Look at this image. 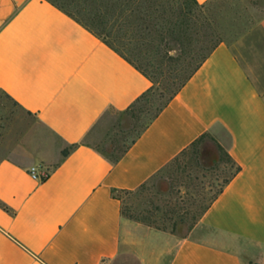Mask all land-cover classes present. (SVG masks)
<instances>
[{"label": "crops", "instance_id": "0c3cea01", "mask_svg": "<svg viewBox=\"0 0 264 264\" xmlns=\"http://www.w3.org/2000/svg\"><path fill=\"white\" fill-rule=\"evenodd\" d=\"M151 85L50 0H0V92L57 137L35 158L0 157V264H264V16L219 43L112 160L88 137ZM205 132L241 169L187 233L123 213L120 191Z\"/></svg>", "mask_w": 264, "mask_h": 264}, {"label": "rangeland", "instance_id": "374dc122", "mask_svg": "<svg viewBox=\"0 0 264 264\" xmlns=\"http://www.w3.org/2000/svg\"><path fill=\"white\" fill-rule=\"evenodd\" d=\"M168 1L172 2L161 0L162 3ZM59 2L79 16H86L83 0ZM192 9L187 29L194 39L182 46L171 38L161 42L155 32L148 39L125 36L115 19L107 22L108 29L112 28L110 40L156 82L148 98L125 110L109 109L95 125L88 140L106 154L119 153L148 122L167 99L169 87L175 88L178 84L177 75L194 63L193 55L187 53L204 46L206 34L215 33L222 41H234L264 16V0H208ZM56 141L55 133L34 113L0 92V157L35 158L41 153L52 152ZM232 170V162L221 153L212 134H206L143 185L131 191H120L123 208L126 213L185 234L195 223L193 215L209 203Z\"/></svg>", "mask_w": 264, "mask_h": 264}, {"label": "trees", "instance_id": "16d2710c", "mask_svg": "<svg viewBox=\"0 0 264 264\" xmlns=\"http://www.w3.org/2000/svg\"><path fill=\"white\" fill-rule=\"evenodd\" d=\"M50 1L65 9L67 12H69L71 15H73L75 18H77L95 33L102 36L111 46L121 51V53H123L131 61L133 60L126 53H124L112 40H110V36H112V28L108 29V25H106L109 20L115 19V24L118 25L120 30H123L125 32V36H133V38L135 36H140L143 39H148V37L153 35V33L155 32L161 42L165 43L167 41V38H171L172 40H175L180 43V45L182 46L184 42L189 43L192 42L194 39H192V37L188 34L187 29L190 26V19L192 18L190 17L193 13L192 7L196 5H202L206 2H200L199 0H172V2L168 1L167 3H162L161 0H83V11H85L86 16L82 17L74 13L73 11L67 9L64 4L59 2V0ZM168 10L170 11L168 15H164L168 12ZM196 40L197 39H195V41ZM221 42L222 39L217 34L208 33L206 34L204 46H202L198 50L190 51L189 53H187L188 56L193 55L192 57L195 58L194 63L192 65H189L187 69H184L185 71H183V73L177 75V77H179L178 84L175 88L169 87L167 91V99L160 106L157 107L156 111L153 113L148 122L157 114H159V112L177 94V92L183 87V85L188 81V79L196 72V70L201 66L205 59ZM185 52L186 51L184 50L182 51L183 54H185ZM137 66L151 79L152 85L135 102L143 98H148L155 86L154 82H156V79H154L152 75L146 72L139 65ZM180 68H183L182 65H180ZM7 95L10 97L9 94ZM206 134H209V132L203 133L201 136L195 139L193 143L197 142ZM212 137L215 140L221 153L225 155L229 161L232 162L233 170L230 175L225 177L220 183V186L212 195L209 203L206 204L201 211H198L193 215L195 223L210 206L213 200L218 196V194L224 189L225 185L229 183L230 180L241 169V165L233 159L231 154L222 146V144L219 143L213 135ZM76 145L77 143H73L70 146H67L63 149V153L67 154ZM126 146L121 149L119 153L114 155H108L102 149H99L102 150L112 160H118L121 154L125 151ZM176 157H174L173 159H175ZM115 195L117 194L115 193ZM123 213L130 217L146 221L145 219L126 213L124 208ZM149 223L161 228L168 229L164 226H159L151 222ZM170 230L175 231L174 228Z\"/></svg>", "mask_w": 264, "mask_h": 264}, {"label": "built area", "instance_id": "2783aa9c", "mask_svg": "<svg viewBox=\"0 0 264 264\" xmlns=\"http://www.w3.org/2000/svg\"><path fill=\"white\" fill-rule=\"evenodd\" d=\"M35 174H36V172H35ZM47 174H48V172L47 171H45V172H43V177H45V176H47Z\"/></svg>", "mask_w": 264, "mask_h": 264}]
</instances>
